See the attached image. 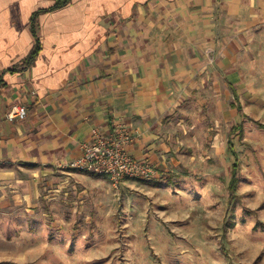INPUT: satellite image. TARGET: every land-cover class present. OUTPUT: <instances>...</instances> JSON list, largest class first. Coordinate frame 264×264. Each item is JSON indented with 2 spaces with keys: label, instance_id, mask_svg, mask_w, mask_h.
Wrapping results in <instances>:
<instances>
[{
  "label": "crops",
  "instance_id": "obj_1",
  "mask_svg": "<svg viewBox=\"0 0 264 264\" xmlns=\"http://www.w3.org/2000/svg\"><path fill=\"white\" fill-rule=\"evenodd\" d=\"M56 2L0 0V212L33 209L60 175L99 188L102 176L69 168L97 133L128 132V154L159 180L178 168L182 116L264 98V0ZM15 106L26 119L8 118Z\"/></svg>",
  "mask_w": 264,
  "mask_h": 264
},
{
  "label": "rangeland",
  "instance_id": "obj_2",
  "mask_svg": "<svg viewBox=\"0 0 264 264\" xmlns=\"http://www.w3.org/2000/svg\"><path fill=\"white\" fill-rule=\"evenodd\" d=\"M223 107L182 116L159 180L60 175L33 209L1 211L0 264H264V98Z\"/></svg>",
  "mask_w": 264,
  "mask_h": 264
},
{
  "label": "built area",
  "instance_id": "obj_3",
  "mask_svg": "<svg viewBox=\"0 0 264 264\" xmlns=\"http://www.w3.org/2000/svg\"><path fill=\"white\" fill-rule=\"evenodd\" d=\"M208 61L213 64L215 51L207 50ZM28 110L25 106H15L9 113L10 120L26 119ZM133 142L131 135L123 129L116 130L111 137L95 135L92 143L84 146V155L81 159L72 162L70 169L91 171L97 175L107 177L112 185L117 188L129 179L150 180L154 170L148 161L134 160L127 151Z\"/></svg>",
  "mask_w": 264,
  "mask_h": 264
},
{
  "label": "trees",
  "instance_id": "obj_4",
  "mask_svg": "<svg viewBox=\"0 0 264 264\" xmlns=\"http://www.w3.org/2000/svg\"><path fill=\"white\" fill-rule=\"evenodd\" d=\"M72 0H57V2L55 3V5L50 9L51 11H54V10H59V9H62L66 6H68L69 4H71ZM40 51V47H39V44L36 46L34 52L31 54L30 56V60H33L37 54L39 53ZM234 172L236 173V168H237V165L235 164L234 165ZM235 173H234V178H235ZM235 180H233V184H234ZM232 189H234V187H232Z\"/></svg>",
  "mask_w": 264,
  "mask_h": 264
}]
</instances>
